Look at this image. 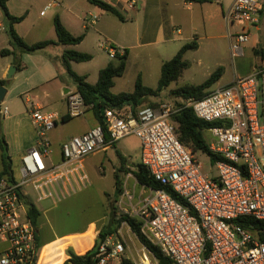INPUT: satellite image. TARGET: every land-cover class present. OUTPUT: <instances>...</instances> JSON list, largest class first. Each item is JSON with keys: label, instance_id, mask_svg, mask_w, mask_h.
<instances>
[{"label": "built area", "instance_id": "1", "mask_svg": "<svg viewBox=\"0 0 264 264\" xmlns=\"http://www.w3.org/2000/svg\"><path fill=\"white\" fill-rule=\"evenodd\" d=\"M55 5L52 1L46 9ZM127 5L136 7L133 0H127ZM262 11V0L234 1L225 17L228 24L241 27L235 40L231 36L233 56L243 55L247 28L260 23ZM97 20L90 15L86 25L92 27ZM5 31L7 26L0 18V34ZM99 45L111 59L119 54L106 40ZM66 99V115L74 118L85 113L87 106L80 93L70 90ZM181 107L192 109L206 122H219L208 130L214 138L210 151L218 157L214 163L217 177L204 175L196 155L177 138L172 117ZM0 113L7 115L8 108ZM30 116L37 142L22 157L21 178L0 177V241L6 245L0 264L39 262L37 229L28 218L25 189L31 187L38 202L66 199V187L74 188L84 160L129 135L140 140V162L150 175L184 202L165 189L137 181L134 187H140L138 193L123 188L120 206L140 220L141 233L151 244L172 264H264V66L198 100L181 98L174 103L145 106L127 117L105 109L104 126L64 142L58 164L50 159L49 134L60 116L40 108L32 110ZM139 245L140 249L133 246L134 261L131 246L111 234L101 241L93 259L95 264H123L126 260L159 264L146 246Z\"/></svg>", "mask_w": 264, "mask_h": 264}, {"label": "rangeland", "instance_id": "2", "mask_svg": "<svg viewBox=\"0 0 264 264\" xmlns=\"http://www.w3.org/2000/svg\"><path fill=\"white\" fill-rule=\"evenodd\" d=\"M55 1L58 3L57 7L46 9L43 3L28 7L30 16L24 25L29 26L31 22L38 23L37 28L32 31V35L28 36V43L33 44L49 40L48 26L50 25L53 27L55 16L59 15L63 16L65 20L66 18L72 20L74 19V12L78 10L74 4L79 1V8L85 10L86 5L89 3L87 0H84V2L80 0H66L67 2L63 0ZM98 10L102 12L99 8ZM41 12H44V16H41ZM108 15L111 20L110 26H107L108 31H110L111 34L117 35L119 33L118 26L122 25L123 31L120 32V38L125 40L130 39L131 36L128 29L132 28V25L128 22L135 19V12L131 11L129 15L123 13V16L127 19V23L121 22L113 14ZM41 23L43 27H40ZM263 26L264 23L262 24V28ZM93 27H88V31L93 32ZM235 33L236 31L233 30V40H235L236 37ZM262 35L264 36V33ZM53 38L56 42L55 32ZM104 40L105 37L103 35L94 33V35L84 43L83 49L94 52L95 59L82 63L72 62L74 71L80 73L87 72L90 74L88 80L91 84H95L98 81L99 70L101 68L111 63H117L115 59L109 57L107 51L100 48L99 43ZM224 41L225 40H220V43H225L226 41ZM197 42L200 45V49L197 52L196 50L190 51L185 55V60L189 63V67L183 71L179 79L172 82L159 96L146 99L144 105L180 101L181 98L174 95L173 91L185 85L197 86L204 83L210 75L218 69L214 65L215 60H217L216 58H218V60L222 59L225 63L224 69L222 68L223 83H231L238 77H245L252 72L254 68L260 66L258 64L256 65L254 55L252 53L249 55L245 49L243 55L233 56L232 51L228 53L226 49H224L216 55V57H213L208 51V40H197ZM245 45L246 44H244L243 47ZM64 50V46L54 44L35 53L25 52L22 58L24 69L15 72L10 79L7 78L6 80L5 89L9 92L0 104V109L3 110L6 106L9 109V114L17 116L26 111L27 99L38 97L40 100H45L50 105H53L54 109L51 110L65 113L67 111V105L62 98L58 99L61 90L60 86H68L71 90H75V86L62 62ZM199 59H202L204 64L201 65L198 62ZM137 66L138 64L135 62L122 78L116 80L114 91H133ZM62 72H64L63 76L61 75ZM63 77L67 79V81H63ZM152 78L151 76L150 83L146 85L147 87L154 88L157 86L158 79L153 81ZM216 87L217 85L214 84L209 90H214ZM45 94H48L49 99L45 98ZM52 99H54V101ZM92 118V111L85 110V113L80 117L71 118L66 122L59 121L57 129L53 132L54 138L51 136L49 137L50 139L52 138L51 140L56 143V145H60L65 140L81 134V130L86 125V120L92 121ZM28 123H31V118L28 120ZM5 128L6 126L1 123L2 135L4 134L3 129ZM204 135L209 143L214 140L210 131H205ZM1 152L0 147V156ZM118 152L127 159V169H131V171L135 170V165L141 161L140 140L135 135H129L118 141L114 147L90 155L84 160V167L79 170L77 181L72 184V188H74L71 189L70 186L66 187L70 196L67 194L66 199H62L55 204L51 201L37 204L38 209L43 213L39 221L38 235L44 242L40 251L41 256L38 264H63L69 259L71 252L78 255L85 254L93 248L95 241L99 237V232L110 223L112 219L111 212L114 208L116 213L115 221H117L121 215L127 214L120 206L122 195L117 202L112 201L116 174L120 168V163H122L117 156ZM195 155L203 167L202 171L204 175L209 178L218 176L217 168L207 155L203 153H196ZM50 158L53 159L55 163L58 162L57 153L52 152ZM12 162L14 175L17 179H20L22 167L21 159L19 157H14L12 158ZM1 168L0 157V170ZM120 177L124 190H135L137 193L140 191L139 186L136 185V187H134L136 178L132 172H128L127 174L120 173ZM116 228V232L113 235H115L117 240L125 241L131 246L130 251L135 257L134 261H136L137 257L133 250V246L140 249L137 237L126 223H122ZM134 261L132 262L135 263Z\"/></svg>", "mask_w": 264, "mask_h": 264}, {"label": "crops", "instance_id": "3", "mask_svg": "<svg viewBox=\"0 0 264 264\" xmlns=\"http://www.w3.org/2000/svg\"><path fill=\"white\" fill-rule=\"evenodd\" d=\"M52 1L55 0H8L7 6L11 15L15 17L25 16V19L21 23L14 25V29L17 32V34L26 43H28L27 42L28 36L32 35L31 34L32 31L37 28V24H38L35 22H31L29 26L24 25L26 24L30 16V11L28 10V7L43 3L44 7L46 8V6ZM63 1L67 2L66 0ZM80 1L84 2V0H80ZM102 1L114 6L116 9H118V11L122 14V16L123 13H127V15H129L131 11L135 12V19L128 22L129 24L132 25V28L128 29L131 38L127 40L120 38V32L123 31L122 25L118 26L119 33L117 35L111 34L110 31H108L107 26H110L111 24V20L108 14L111 13L106 12L90 3L86 5L85 10L80 9L79 1H77V3L74 4L75 7L78 9L76 12H74V19L71 20L69 18L68 19L66 18L65 20L63 16L57 15L59 16L61 22L66 27V29L72 35L76 37L77 36L84 37L83 41L80 44H77L75 46H64L65 50L74 49L82 53L90 54L92 56L91 61H93L95 59V53L92 51L89 52L88 50H84L83 45L89 38L92 37V35H94V33L103 35L105 37V40L111 43L117 49L120 55L123 54L125 49L129 51L128 59L126 62L125 74L128 72L129 68H131L132 65H134L136 62L138 66L135 73L134 83L136 82L137 77L140 75L142 77V81L145 86L148 85V83H150L151 76L153 77L152 78L153 81H156V79H158L157 81L159 82V79L161 77V69L164 62L171 60L185 44L193 41L197 42V40L199 41H202L204 39L208 40L209 41L208 51L211 53L210 55L216 57V55H218L224 49H226L228 53L231 52L232 51L231 36H233L232 31L235 30L236 31L235 34L241 32L240 26H238L237 24H233V25L228 24V22L225 19L227 13L229 12L235 0H221L218 3L211 2L209 0H133L136 3L135 8H129L127 5V0H102ZM262 1H263V11L261 14L260 23L257 26L247 28L248 40L245 43L246 45L243 47V51L245 49L249 55L251 53L254 55V60L256 65L257 64L260 65L257 66L256 68H260L264 66V36L262 35L264 33L263 32L264 26L262 28V24L264 23V0ZM57 6L58 3L56 2V5L53 7H57ZM98 8L102 10V12H100ZM90 15L98 17L96 26L95 25H94L95 27L92 26L94 30L93 32H89L88 31L89 28L86 25V20L89 19L88 17ZM0 18L4 20L7 26V31L0 34V81H6L7 73L12 66H15L17 71H22L24 69L22 58L25 55V52L19 49L17 46H15V44L13 43V40L9 35V23H8L9 21L3 15L1 9H0ZM126 20L127 19L124 17V21L121 20L120 21L123 23H127ZM40 27H43L42 23L40 24ZM48 28H49L48 35L50 37L49 41L55 42L53 38L55 32L54 22H53V27L49 25ZM220 40H225L226 42L224 41L225 43H220ZM199 49H200V45L198 44V48L196 52ZM3 50H9L10 54L3 56L1 54ZM187 53L185 55H187ZM216 59L217 60H215L214 65L217 68H223L225 65L223 60L222 59L218 60V58ZM198 62L201 65L204 64V61L202 59H199ZM18 66H20V70H18ZM71 66H73L72 63ZM105 67L101 68L100 70L104 69ZM72 68L74 70V67ZM256 68H254L253 71L250 72L245 77L252 75ZM74 72L79 76H85L86 81L89 83L88 80L90 77L89 73L87 72L80 73L76 71ZM61 75L63 76L64 72H62ZM120 78H115L114 80V86L111 89L112 93L114 94L123 92V91H114L116 87V80ZM238 78H243V77H238ZM63 81H67V79L63 77ZM231 83H223V76H221V78L216 83H214L217 85L215 89L226 87ZM5 85L2 87L5 88L6 87ZM74 86H75V90H71L68 86H63V85L60 86L61 90L58 99L62 98L66 103L67 93L70 90L77 91L75 83ZM6 91L7 92L4 99L6 98L9 92L8 90ZM45 95H46L45 98L49 99L48 94ZM52 100L54 101V99ZM36 108H40L45 112L57 113L61 118L60 121H62L63 116H65L67 113V111L65 113H60L57 110H51L54 109L53 105H50L45 100H40L38 97H34V99H27L26 111L22 114L14 116L12 114H9V109H8L7 115L4 116L2 114L1 123L6 126V128L3 129L4 131L3 135L8 144V154L11 157V159L14 157H19L22 160V157L25 155V153L30 148L34 147L37 142V133L32 123V120L31 123H28V120L31 118L30 112ZM92 114H93L92 121L86 120V125L81 130V134L87 133L88 131L99 125L98 119L93 111ZM56 129H57V125L50 132L49 136L53 137V132ZM66 141L67 140H65L64 142ZM64 142H62V144ZM51 143H52V152L57 153L58 162L55 163L53 159L51 158L50 159L52 163L58 164L61 162L62 144L56 145V143H54L52 140ZM1 166H2V160H1ZM1 172H2V168L0 170V173ZM134 182H136V180ZM25 190H26L25 193L27 196V202L33 203L37 209H38L37 207L38 203L51 201V200H46V201L38 202L37 194L31 187H27ZM51 202L55 204V202L53 201ZM38 210L41 212V216H42L43 214L42 211L40 209ZM38 232H39V227L37 233ZM41 243L44 245L43 240H41ZM5 249H6V245L0 241V255Z\"/></svg>", "mask_w": 264, "mask_h": 264}, {"label": "trees", "instance_id": "4", "mask_svg": "<svg viewBox=\"0 0 264 264\" xmlns=\"http://www.w3.org/2000/svg\"><path fill=\"white\" fill-rule=\"evenodd\" d=\"M87 1L106 12L115 15L121 21H124V17L114 6L102 0ZM7 2L8 0H0V9L3 15L9 21V34L13 40V43L22 51L27 53H35L56 43L63 46H75L83 41V36L76 37L72 35L63 25L59 16H55L54 28L57 36V42L46 40L34 44L26 43L14 29V25L21 23L25 19V16L15 17L11 15L8 10ZM197 48L198 43L196 41L187 43L171 60L164 62L161 69V77L156 88L145 86L142 81V77L139 75L136 79L132 92H120L118 94L112 93L111 89L114 86L115 78H120L125 74L126 62L129 55V51L127 49L124 50L122 55L118 53L116 54V64L111 63L104 69L100 70L98 81L94 85L89 84L86 81L85 76H79L76 74L71 66L72 62L82 63L91 61L92 56L90 54L82 53L74 49H67L62 55V62L68 75L75 83L77 92L80 93L85 105L87 106L86 111H93L98 119L99 125L104 126V116L101 115L102 108L113 110L121 117H127L129 114L136 115L137 111L142 107L158 105L159 103H150L148 105H144V102L150 97L159 96L160 93L168 88L172 82H175L179 79L183 71L189 67V63L185 60V54L188 51L197 50ZM1 54L5 56L10 54V51L3 50ZM18 70H20V66H18ZM222 74V68H218L201 85H185L174 90L173 94L183 99H201L209 93L210 87L221 78ZM5 84L6 81H0V88ZM70 119L71 117L65 115L63 116L62 121L66 122ZM172 121L174 123L175 134L177 138L186 148L191 150L194 155L196 153H203L207 155L213 164L217 161L218 157L210 151V143L206 140L204 133L210 128L218 126L219 122H206L202 119H199L192 109L184 107L178 109V111L173 115ZM0 147L2 151V172L0 173V177L9 175L14 178L13 162L8 154V144L1 132ZM117 156L122 161V163H120V168L116 174L115 189L112 201L117 202L123 193V185L120 173L127 174L128 172H132L140 185L149 186L154 189H165L173 198L179 202H183V200L171 189L163 187L159 182H157L150 175L148 170L141 164V162L135 165V170L131 171V169H127L126 167L127 159L119 152L117 153ZM26 206L28 218L38 230L41 212L33 203L26 202ZM113 211L111 212L112 219L110 220V223L99 232V237L95 241L93 248L83 255H78L71 252L69 259L63 264H95L93 257L96 254L99 244L108 235L114 234L117 229L116 227L120 226L122 223H126L130 227L138 241L152 252L159 264H172V261L165 257L160 249L151 244L150 241L141 233V223L138 218L124 214L121 215L117 221H115L116 213ZM36 244L38 251H40L43 247V244L41 243L38 233L36 234ZM123 264L134 263L126 260Z\"/></svg>", "mask_w": 264, "mask_h": 264}, {"label": "water", "instance_id": "5", "mask_svg": "<svg viewBox=\"0 0 264 264\" xmlns=\"http://www.w3.org/2000/svg\"><path fill=\"white\" fill-rule=\"evenodd\" d=\"M16 71H17L16 67L12 66L10 68V71H9V74H8L7 78L10 79L15 74ZM6 92L7 91H6V89L4 87L0 88V104L3 101V99H4L5 95H6ZM104 111H105V109L102 108L101 115H104ZM1 117H2V114L0 113V132H1Z\"/></svg>", "mask_w": 264, "mask_h": 264}]
</instances>
